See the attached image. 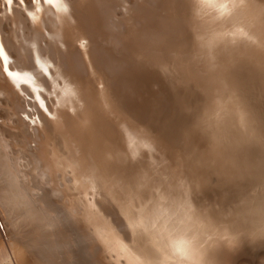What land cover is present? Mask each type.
Wrapping results in <instances>:
<instances>
[{"label": "bare ground", "instance_id": "6f19581e", "mask_svg": "<svg viewBox=\"0 0 264 264\" xmlns=\"http://www.w3.org/2000/svg\"><path fill=\"white\" fill-rule=\"evenodd\" d=\"M235 5L0 0V264H144L153 247L160 264L169 234L264 188V0ZM217 103L257 134L224 159L194 123ZM260 263L259 241L201 255Z\"/></svg>", "mask_w": 264, "mask_h": 264}, {"label": "clouds", "instance_id": "9594fccd", "mask_svg": "<svg viewBox=\"0 0 264 264\" xmlns=\"http://www.w3.org/2000/svg\"><path fill=\"white\" fill-rule=\"evenodd\" d=\"M213 9L219 13L217 8ZM250 38L255 39L252 36ZM246 116L243 109L234 112L217 103L207 112L196 117L194 123L206 136L209 148L217 157L224 159L234 148L242 147L257 135L247 126ZM234 117L244 122L234 123ZM262 207H264V188L250 186L241 193V206L224 214L213 212L207 216L201 215L200 225L205 226L206 231L199 234L190 232L176 238L177 241L183 240L188 246L190 258L178 259L167 250L160 264H170L172 261L174 264H201L203 251L212 244L243 242L245 238L264 232V214L259 211Z\"/></svg>", "mask_w": 264, "mask_h": 264}, {"label": "snow or ice", "instance_id": "6c2138e0", "mask_svg": "<svg viewBox=\"0 0 264 264\" xmlns=\"http://www.w3.org/2000/svg\"><path fill=\"white\" fill-rule=\"evenodd\" d=\"M198 2L203 8H212V9L217 8L219 10V15L221 17H228L230 15H233L234 13L232 12V8L236 6L235 0H198ZM240 2L243 3V0H240ZM49 3H51V0H49ZM58 3L64 5L66 4V0H58ZM4 4L7 8V11L10 13L11 12L10 6L13 5V0H4ZM19 5L21 7H24L25 0H19ZM64 11L66 12L67 8H65ZM0 15H2V13H0ZM27 15L29 17H32L33 12L27 11ZM237 34L247 39L248 41L254 43V41L250 38V36L242 30H238L237 33H232L231 35H237ZM212 39L214 40L216 39V37H213ZM211 42H212L211 40L208 41V46L211 45ZM89 179H92L91 174L89 176ZM92 191H96V188L94 186L92 187ZM114 206H116L119 209L121 219L127 221L125 227H127L128 229H133L134 227L143 229V223H144L143 219L142 218L137 219V215L135 212L132 214V216L125 215L126 205L123 202L117 201L114 204ZM190 211L191 209L189 208V212ZM259 211L261 212V214H264V207H262ZM185 215L188 216V213H185ZM188 219H191V217L188 216ZM183 223L184 222L181 221V224ZM133 225L135 226L133 227ZM143 230L147 231V229H143ZM206 230L207 229L203 225L193 226L189 228H178L177 230L174 231V233L169 234V236L167 237V243L165 244V248L167 250H170L178 259L181 260L188 259L190 258L188 246L185 244L183 240L177 241L176 238L178 236H182L190 232H196L197 234H199ZM245 241L248 243H256L257 241H259L261 244H264V232H261L258 235H254L251 238H245L243 242ZM241 243H242L241 241L229 243L232 251L237 255H239L241 252ZM161 251H162L161 248H155V247L144 248L139 250L140 255L144 257V264H159L157 256L160 254Z\"/></svg>", "mask_w": 264, "mask_h": 264}, {"label": "water", "instance_id": "95a60500", "mask_svg": "<svg viewBox=\"0 0 264 264\" xmlns=\"http://www.w3.org/2000/svg\"><path fill=\"white\" fill-rule=\"evenodd\" d=\"M261 264V263H260Z\"/></svg>", "mask_w": 264, "mask_h": 264}]
</instances>
